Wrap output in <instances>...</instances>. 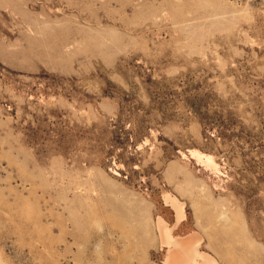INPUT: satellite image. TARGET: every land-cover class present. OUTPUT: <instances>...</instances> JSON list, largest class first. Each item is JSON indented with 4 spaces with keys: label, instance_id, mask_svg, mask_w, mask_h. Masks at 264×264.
<instances>
[{
    "label": "rangeland",
    "instance_id": "374dc122",
    "mask_svg": "<svg viewBox=\"0 0 264 264\" xmlns=\"http://www.w3.org/2000/svg\"><path fill=\"white\" fill-rule=\"evenodd\" d=\"M159 218L264 264V0H0V264H166Z\"/></svg>",
    "mask_w": 264,
    "mask_h": 264
},
{
    "label": "bare ground",
    "instance_id": "6f19581e",
    "mask_svg": "<svg viewBox=\"0 0 264 264\" xmlns=\"http://www.w3.org/2000/svg\"><path fill=\"white\" fill-rule=\"evenodd\" d=\"M172 201L176 207L177 216H181L180 203L174 199ZM157 223L162 241L169 245L166 264H217L210 255L196 248L198 238L193 233L171 236L162 219L159 218ZM196 255L200 256L202 261H197Z\"/></svg>",
    "mask_w": 264,
    "mask_h": 264
}]
</instances>
